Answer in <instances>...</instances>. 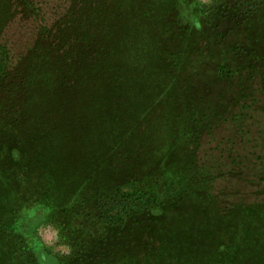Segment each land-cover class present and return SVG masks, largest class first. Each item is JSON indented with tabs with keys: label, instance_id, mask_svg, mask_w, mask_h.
Masks as SVG:
<instances>
[{
	"label": "trees",
	"instance_id": "trees-1",
	"mask_svg": "<svg viewBox=\"0 0 264 264\" xmlns=\"http://www.w3.org/2000/svg\"><path fill=\"white\" fill-rule=\"evenodd\" d=\"M255 75L264 0H0V264H264V171L226 204L197 157Z\"/></svg>",
	"mask_w": 264,
	"mask_h": 264
},
{
	"label": "rangeland",
	"instance_id": "rangeland-1",
	"mask_svg": "<svg viewBox=\"0 0 264 264\" xmlns=\"http://www.w3.org/2000/svg\"><path fill=\"white\" fill-rule=\"evenodd\" d=\"M203 3L209 0H200ZM33 26L25 28L15 23L6 35L12 53L19 54L31 38ZM230 39L226 38L220 48L229 50ZM245 100L223 116V120L209 133L199 139L197 157L199 164L214 176V192L221 194L226 204L242 200L259 199L264 171V83L261 77L241 82ZM238 117H235L237 116ZM33 212H29V216ZM19 228L22 226L17 225ZM38 238L53 252L65 253L66 248L57 245V232L47 224L36 229Z\"/></svg>",
	"mask_w": 264,
	"mask_h": 264
}]
</instances>
